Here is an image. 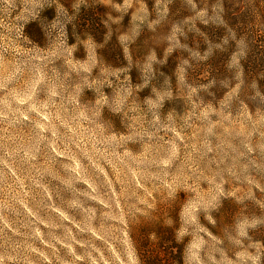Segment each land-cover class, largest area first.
Here are the masks:
<instances>
[{
    "label": "rangeland",
    "instance_id": "obj_1",
    "mask_svg": "<svg viewBox=\"0 0 264 264\" xmlns=\"http://www.w3.org/2000/svg\"><path fill=\"white\" fill-rule=\"evenodd\" d=\"M0 264H264V0H0Z\"/></svg>",
    "mask_w": 264,
    "mask_h": 264
}]
</instances>
